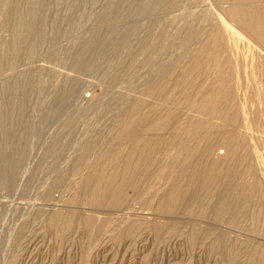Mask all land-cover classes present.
<instances>
[{
	"label": "rangeland",
	"instance_id": "obj_1",
	"mask_svg": "<svg viewBox=\"0 0 264 264\" xmlns=\"http://www.w3.org/2000/svg\"><path fill=\"white\" fill-rule=\"evenodd\" d=\"M112 1L19 0L15 7L17 16L10 18L8 16V11L12 8L10 0H0V109L2 115L6 116L4 119H7L3 121L6 123L2 130L0 129V142L4 140L1 154L6 156L7 161L12 162L18 151L25 150L27 154L26 166L21 175L12 178L11 173L12 176L7 177L0 169V264H260L258 261L262 253L259 246H264L262 243L264 239L262 240L263 237L259 235L262 233L259 232L264 228H261L260 224L257 233V227L253 230L254 227H251L248 221L241 222L243 226L240 224L239 231H235L237 228L230 231L224 224L217 225L224 242L231 239L234 241H231V251L228 252L231 258L225 256L223 252L224 255L221 256L220 250L213 248L215 247L213 238L209 240L200 237L196 244L191 242L189 232L193 225L191 217L178 216L177 219H172L173 221L160 220L161 218L152 217L151 211L144 213L142 211L132 217L136 220L141 219L140 221L146 224L136 222L143 226L137 229L138 232L136 230L133 235L121 239L109 231L95 243H91L78 221H74L76 226L73 224L75 227L72 226L64 233L66 235H62L63 237L57 234L54 227L48 226L46 220L52 214L54 216L57 212L65 215L73 209L68 205L67 197L72 196L70 186L75 176L69 167L72 166L71 160L74 155L76 158L80 151L86 149L93 152L96 150V153L108 151L111 147L126 150L130 139L129 133L125 135L118 129L132 120L128 109L136 100H140L144 103V112L150 111L152 106L156 105L154 108H158L159 114L161 112L164 114V109L168 108L164 98L171 95L174 100L178 99L176 93L171 91L172 86L178 79L182 67L190 60L191 52L200 47L201 38L203 39L213 27L219 29L222 26L220 28L222 30H219L223 33L222 38H225L221 40L230 46V49L232 46V49H238L240 46L237 58H235L237 54L224 56L230 57L229 61L233 66L230 68L229 65L228 67L225 65V68L236 77L241 75L244 69V72H247V75L242 74L236 81L239 84L246 82L257 72L254 62L258 56L251 58L247 52L246 55V41L235 32L226 30L218 23L219 19L217 22L218 14L224 16L223 12L229 8L226 3L213 0H169L173 1L175 6L173 9L166 6V9L164 5L169 3L168 0ZM31 7L33 9L28 11ZM32 11L35 12L33 29L35 31L31 33L29 30L28 34L29 31L24 29L22 23L30 19L29 12ZM237 30L245 35L240 29ZM90 39L96 40L94 47L86 49L85 46L91 42ZM145 40L149 44L152 43L148 52L144 53L139 50ZM84 59L90 61L88 67L78 68ZM243 76H246V79L244 77L245 80L242 81ZM163 78L164 92L162 90L155 96L156 99H153L147 93ZM249 87L251 86H247V93L250 92ZM11 88L13 90L27 88L28 96L25 99L14 98V94L13 97L11 95L13 92ZM243 91L240 93L246 92ZM9 106H14L11 113L12 107ZM182 111L178 110L175 114L178 113L181 119H185L189 109ZM134 120L138 122V118ZM117 125H120V128ZM25 130L29 135L27 141L22 140L26 134ZM245 133L248 141L254 139L253 142H249L250 145L253 143L254 148L260 146L262 152L260 151L259 155L263 157L264 145L259 141V136L246 131ZM6 139L8 142L5 143ZM254 142L256 144L259 142V145H255ZM50 150L55 153L50 155L46 165H40V158ZM213 154L214 160L224 157L221 149L215 150ZM211 156L213 157L212 154ZM55 178H60L59 181L65 191L53 186ZM66 191L70 192L67 196ZM38 210L40 213L36 215ZM85 213L90 215L88 212ZM78 214L77 212L74 215L79 216ZM169 221L176 223L175 229L182 233L166 238L154 236L155 233L149 223L164 225L170 223ZM199 224L201 229L205 230L212 228L216 223L207 214L202 217ZM262 251L264 250L261 248Z\"/></svg>",
	"mask_w": 264,
	"mask_h": 264
},
{
	"label": "bare ground",
	"instance_id": "obj_2",
	"mask_svg": "<svg viewBox=\"0 0 264 264\" xmlns=\"http://www.w3.org/2000/svg\"><path fill=\"white\" fill-rule=\"evenodd\" d=\"M18 1L19 0H10L12 4L11 6L9 5L12 8L8 11V16L10 18L17 16L15 7ZM214 1L226 3L229 6L225 11L223 10L226 20L224 16L218 14V17H215L217 22L219 19L220 22L218 23H221L226 30L235 32L238 37L241 36L242 40L244 39L246 41L247 44H245V47L247 45V50L244 49L246 50V55L247 53L250 54L251 58L256 55L258 56L257 60H254L255 71H257L256 75L251 76L252 79L239 84L236 78L247 73L244 72V66L243 73L238 77L232 74L231 71L229 72V69L227 70L225 68V65L227 67L229 65L230 68L233 67L230 64L229 56H231V54H237L235 57L237 58L240 46L238 49H232L233 46L230 49V46L222 42L221 39L225 37L222 38L223 33L220 31L222 30L220 29L222 28L221 24L220 30L214 29L213 27L205 35L203 34L204 38H201L200 47H197L191 52L190 60L182 67L181 72H178V79H176L174 85H171L173 88L171 91L176 93L178 99H175V101L171 95L170 97L164 98V103L168 105V108L166 107V109H164L165 113L163 114L161 112L159 114L158 108H154L156 105H154V107L152 106L150 111L144 112V103L140 100H136L134 105L128 109V113L132 116V120H129L127 125H121V128L120 125H117L120 128L118 131L120 130L121 133L125 135L129 133L130 139L128 140L126 150L111 147L108 151L96 153V150L93 152L88 151L89 149H82L83 151L79 150L80 152L76 158H74V155V159L72 158L71 160L73 161L72 166L69 167L71 173L74 171L73 175L75 176L74 182L71 183L70 186L72 196L70 197L69 195L67 197L68 201H66L70 207H73L71 212L74 211V214L78 212L79 216H75L71 213L69 211L71 208L68 210L69 213H65V215L56 212L53 216L51 213L53 217L50 214L49 216L51 217L45 220L48 222L49 227L51 226L56 229L55 231L57 234L61 236L66 235L64 233H67L66 231L72 228L73 224H75L74 221H78L80 226H83L85 229V234H88L91 243H95L96 240L109 231L117 234L122 239V237L125 238L127 235H133L139 227L145 224L144 221H140V218V220L132 218L136 213L151 211L152 217L161 218L160 220L170 219L173 221L174 218L178 216H184L183 218L191 217L193 220V225H190L191 227L189 228L191 230L189 231L191 232V242H197L200 237L209 240L213 238L215 245L213 248L220 250L221 253L219 251V254H221V256L225 254V256L231 258V254H228V252L231 251V241L233 240L231 239L228 242H224L220 231L217 230V225L224 224L227 225L225 227L230 231L236 228L238 230L236 229L235 231H239V229H241L239 228L241 222L248 221L249 224L251 223V227H254L253 230L257 227V233L260 224L262 225V227H260L264 228V156L262 157L259 155L262 150L259 148L260 146L254 148L255 146L253 143L250 145L249 142H253L254 139L248 141V137L245 136L247 135L245 131L253 135L257 134L259 136L258 138H260L259 141L264 145V0H213V2ZM173 4V1L169 2L164 5V8H166V6L172 8L175 6V4ZM31 9L33 8L31 7L28 11H31ZM215 14L217 15V13ZM29 16L30 19L24 21V24L21 23L24 29L30 30L32 33V31H35L33 30L35 28V12H29ZM227 19L231 23H229ZM36 25V29H38V24ZM235 25L238 28H236ZM39 29L41 30L42 28ZM237 29H240L245 35ZM193 31L194 30H192V32ZM191 34L190 32V35ZM194 35L195 33H193V36ZM231 37L228 38L231 39ZM94 41L96 40L88 42L85 46L86 49L94 47ZM150 44L145 40L143 44L141 43L140 47L142 48L139 51L144 53L146 51L148 52L151 47ZM240 44L242 45V43ZM228 54L229 56L224 57ZM89 62L85 59L81 60L78 68L84 69L88 67ZM134 63L133 64L136 65V62ZM244 77L246 79V76H243L242 81ZM164 81L163 78L162 80L160 79L159 82L157 81L158 85L153 84L156 87H152V89L149 88L150 90L147 94L153 97V99H156L155 96H158L162 90L164 92ZM248 83L251 89L250 92L247 93ZM242 90L246 92L243 91L244 93H240ZM12 91L11 95L14 94V98L16 97L17 99H25V97L28 96L27 88L24 90L14 88ZM177 100L179 102H177ZM9 107H12L10 110H13L14 106ZM187 108L189 111L185 119H181L178 113L177 115L175 114L178 110L184 111L188 110ZM8 110L5 111L7 112ZM14 111L17 112L16 110ZM1 112L0 109V129L2 130L4 123H6H3V121L7 119H4L6 116L4 117ZM19 118L20 116H18L17 120H19ZM134 118H138V122H135V120L133 121ZM216 122L219 124L216 125ZM240 129H243L242 131L244 132L240 131ZM25 133L24 139L22 138V140L27 141L29 135H27L28 133L26 130ZM6 141L7 139L5 143ZM2 142H0V169L4 171L3 173H5L7 177L13 175V178L19 174L21 175L26 166V151L24 149L25 152L18 151V154H15L16 158L14 157V162L11 160L7 161L6 156L1 154L4 144ZM258 143H255V145H259ZM23 147L24 145L21 148ZM217 149L223 150L224 157L221 159L219 158L220 160L213 159L215 157L213 153ZM53 153L55 152L52 150L46 151L40 158L39 164L46 165L47 160ZM59 180L60 178H55V181L53 180L55 182L53 186L58 189H63L64 187L62 188V184ZM63 190H61L62 193L65 191ZM69 193L67 192L66 196ZM83 207L84 209H82ZM38 211L36 215L40 213V211ZM60 211L62 210L60 209ZM68 211L66 210V212ZM85 212H88L90 215H86L87 213ZM122 214H124V216ZM207 214L216 224H212V228L204 230L201 229L199 223L202 217ZM171 221L164 225L160 223L161 226L157 223L158 226L155 222H152V224L149 222L147 223H149L150 225H148L153 229L152 231L155 233L154 236H157V238H161L162 236L166 238L168 236H174L179 232L182 233L175 229L177 224L171 223ZM136 222L142 225H138ZM209 226L211 225L209 224ZM241 226L243 225L241 224ZM248 227L250 226L248 225ZM150 228L149 231H151ZM260 231L259 233L262 234L259 235L263 237H261L263 240L264 230L260 229ZM209 243V245L212 246L211 242ZM262 243L264 245V240ZM235 247L237 248L238 246ZM259 248L262 254L259 256L260 261L256 259L260 264H264V251L261 252V248L264 250V246H259ZM232 259H234V256Z\"/></svg>",
	"mask_w": 264,
	"mask_h": 264
}]
</instances>
